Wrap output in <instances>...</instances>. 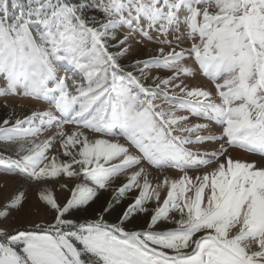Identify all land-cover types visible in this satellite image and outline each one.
I'll return each instance as SVG.
<instances>
[{
  "label": "snow or ice",
  "instance_id": "obj_1",
  "mask_svg": "<svg viewBox=\"0 0 264 264\" xmlns=\"http://www.w3.org/2000/svg\"><path fill=\"white\" fill-rule=\"evenodd\" d=\"M8 97L0 264H264V0H0Z\"/></svg>",
  "mask_w": 264,
  "mask_h": 264
},
{
  "label": "rangeland",
  "instance_id": "obj_2",
  "mask_svg": "<svg viewBox=\"0 0 264 264\" xmlns=\"http://www.w3.org/2000/svg\"><path fill=\"white\" fill-rule=\"evenodd\" d=\"M177 35H179V32L173 33V36H171V38L169 39H174L175 36ZM137 39H139V37H137ZM182 43H185L182 44V47L189 46V42L187 40H184ZM144 45L145 43L143 45H140V44H136L135 41H133L132 51L129 57H134L138 51L141 52L149 51V49L152 48V47L150 48L144 47ZM188 82L194 85H202L204 87H210L209 81L203 77H199L196 80H192ZM5 103H7L8 107H5ZM42 107H43L42 103H38L36 101H32L30 99L23 97H8L6 101L4 98H0V108L7 110H10L11 108H15L16 112H20L24 114L30 112L31 110H35L37 108H42ZM209 147H218V145H211ZM230 151L232 156L235 158H239L242 160H256L258 163L261 160V157L258 154L248 153L240 149H231ZM238 154H244L245 157L241 158L239 157ZM64 182H67L69 184L73 183V181H64ZM120 183H122V178H117L113 184V188L118 187ZM21 185L25 187L26 195L28 197L27 207L29 209H35L39 207V201L37 200V189L39 185L25 181L21 177L16 176L14 174H10L5 171H0V204H2L4 200L7 198V196L10 195L13 191H15L16 188L20 187ZM50 187L53 188L55 194L61 201H63L68 196L67 191L59 187V183H53L52 185H50ZM113 196H114V192L111 189L108 191L101 192L98 202L94 205V209L99 210L102 206H107L108 202L113 199ZM131 198H132L131 194H129L127 197L121 199L120 203L114 206L112 214L107 218L110 221L115 220L117 215L120 214L122 210L127 207V204L130 202ZM91 214H93V210L91 209L89 210L88 213H82V215H91ZM136 223L138 224L144 223L143 214L136 221Z\"/></svg>",
  "mask_w": 264,
  "mask_h": 264
},
{
  "label": "trees",
  "instance_id": "obj_3",
  "mask_svg": "<svg viewBox=\"0 0 264 264\" xmlns=\"http://www.w3.org/2000/svg\"><path fill=\"white\" fill-rule=\"evenodd\" d=\"M171 38V37H169ZM146 41L145 42V45L144 47H152L151 49L154 50L157 45L151 43V42H148ZM182 46V45H181ZM185 47V46H184ZM147 53L148 51H144V52H141V51H138L137 54L134 56V57H138V58H146L147 56ZM133 57H128L127 59H131ZM157 70H153V73H155ZM160 74L161 75H164L165 73L163 72V70H160ZM10 110H7V109H2L0 108V120H2L3 118H6V116L8 115ZM17 114H24V113H20V112H17ZM0 154H4V155H14V149L9 147L8 150L5 152V149H4V146L3 145H0Z\"/></svg>",
  "mask_w": 264,
  "mask_h": 264
},
{
  "label": "bare ground",
  "instance_id": "obj_4",
  "mask_svg": "<svg viewBox=\"0 0 264 264\" xmlns=\"http://www.w3.org/2000/svg\"><path fill=\"white\" fill-rule=\"evenodd\" d=\"M236 154V153H235ZM246 154V153H245ZM239 155V157H241V158H244L245 157V155L244 154H238ZM238 155H236V156H238Z\"/></svg>",
  "mask_w": 264,
  "mask_h": 264
}]
</instances>
